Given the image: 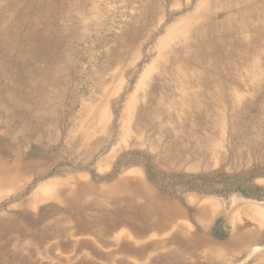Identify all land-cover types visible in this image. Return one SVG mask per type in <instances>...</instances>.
Returning <instances> with one entry per match:
<instances>
[{
	"label": "rangeland",
	"instance_id": "rangeland-1",
	"mask_svg": "<svg viewBox=\"0 0 264 264\" xmlns=\"http://www.w3.org/2000/svg\"><path fill=\"white\" fill-rule=\"evenodd\" d=\"M71 1L60 21L65 31L60 34L58 60L44 72L26 76L19 85L22 92L15 96L6 91L12 77L0 74V247L4 256L18 259L5 264H82L87 250L69 243L90 235L75 234L72 222L80 225L93 214L104 216L112 208L106 189L126 175L139 174L187 210L186 216L144 233H136L135 224L118 221L112 233L123 235V240L117 246L130 243L139 250L121 248L111 263L89 253L93 260L264 264V146L247 151L230 142L232 125L227 120L225 140L212 156L157 164L156 152H164L153 149L158 126L139 131L127 120L129 112L133 115L131 108L143 102L144 91L159 78L163 62L151 64L165 31L181 21L188 31L201 25L203 15L191 14L202 3L204 11L215 6L216 0H159L148 19L137 16L139 0ZM4 4L0 0V22ZM15 20L16 14L11 22ZM9 27L10 23L5 31ZM117 31L141 32L117 47L123 50L122 58L102 70L97 54L87 60L95 52L93 39L113 37ZM45 65L38 62L34 68ZM147 68L148 76L140 81ZM256 78L264 85V62L255 65L246 83ZM15 103L21 104L19 110L13 109ZM164 122L172 129L173 123ZM171 139L168 136L161 148ZM79 184L90 190L84 196L90 203L82 210L71 209L67 190ZM205 202L211 212L199 217L197 210ZM238 203L252 208L236 209ZM122 214L127 215V209ZM113 247L100 244L103 251Z\"/></svg>",
	"mask_w": 264,
	"mask_h": 264
},
{
	"label": "bare ground",
	"instance_id": "bare-ground-1",
	"mask_svg": "<svg viewBox=\"0 0 264 264\" xmlns=\"http://www.w3.org/2000/svg\"><path fill=\"white\" fill-rule=\"evenodd\" d=\"M139 1L137 16L139 19L150 18L159 0ZM73 2L5 0L4 20L0 22V74L13 79L6 87L9 96L22 92L23 88L19 85L23 84L26 76L44 72L58 60L61 54L60 34L65 31L60 21ZM203 9L205 5L202 3L191 14L194 18L203 15L201 25L188 31L181 21L180 26L177 25L179 27L165 31L160 38L154 63L151 64L157 66L163 62L159 78L144 91L143 102L131 108L133 115L129 112L127 117L139 131L158 126L157 143L153 149L164 152H156L157 164L212 156L216 145L225 140L227 120L232 125L230 142L247 151L264 146V85L258 78L246 83L255 65L264 62V0H216L215 6L206 11ZM14 14L16 20L11 22ZM9 23V30L5 31ZM138 32L141 31H117L113 37L97 36L92 43L95 52L90 53L87 60L97 54L102 61V70H107L123 56V50L117 47L125 45ZM43 61L45 66L34 68V64ZM148 70H144L140 81L148 76ZM240 88L253 93L246 95L239 91ZM20 108L21 104H14L13 109ZM167 120L173 123L172 129L164 122ZM168 136L172 137L171 143L162 149ZM86 193L90 190L85 184L67 190L70 197L67 199L68 207L84 209L90 203L84 200ZM106 194L110 196L109 204L112 206L106 216L93 214L88 219H82L80 225L72 222L75 234L90 235L69 243L77 249L87 250L82 264H101L93 260L89 253L100 261L111 263L113 255L121 248L127 252L139 250L130 243L117 246L118 241L123 240V235L112 233L118 221L135 224L136 233H144L150 227L163 228L169 221L187 214V210L167 200L140 174L134 178L126 175L107 188ZM235 208L251 209L252 206L238 203ZM123 209L128 212L125 216ZM209 212L210 203L205 202L198 208L197 215L203 217ZM102 221L107 224L101 228L99 224ZM95 229L100 231L99 235ZM42 234L45 235V232ZM102 243L114 247L106 252L100 249ZM13 259L18 260L13 256H4L0 247V264Z\"/></svg>",
	"mask_w": 264,
	"mask_h": 264
}]
</instances>
